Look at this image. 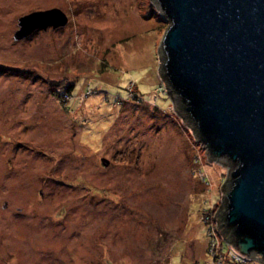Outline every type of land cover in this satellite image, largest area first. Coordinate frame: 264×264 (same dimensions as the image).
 <instances>
[{"label": "rangeland", "instance_id": "rangeland-1", "mask_svg": "<svg viewBox=\"0 0 264 264\" xmlns=\"http://www.w3.org/2000/svg\"><path fill=\"white\" fill-rule=\"evenodd\" d=\"M52 9L66 26L14 40ZM168 27L155 0H0V264H240L235 167L157 90Z\"/></svg>", "mask_w": 264, "mask_h": 264}, {"label": "water", "instance_id": "water-1", "mask_svg": "<svg viewBox=\"0 0 264 264\" xmlns=\"http://www.w3.org/2000/svg\"><path fill=\"white\" fill-rule=\"evenodd\" d=\"M155 1L169 23L160 68L168 93L209 158L235 167L219 230L241 257L264 262V0ZM67 23L59 9L35 12L20 18L14 40Z\"/></svg>", "mask_w": 264, "mask_h": 264}, {"label": "built area", "instance_id": "built-area-1", "mask_svg": "<svg viewBox=\"0 0 264 264\" xmlns=\"http://www.w3.org/2000/svg\"><path fill=\"white\" fill-rule=\"evenodd\" d=\"M162 87H163V86H162ZM159 91H160L161 93H162V91H163V93L165 92V93L171 98V96H170L169 93H168V89L166 88L165 85H164V89H163V88H160ZM220 238H223V236L219 234V235L214 239V241L217 243L218 240H219ZM216 243H214V244L216 245ZM221 246H222V249H223V247L225 246V244H224V245H221ZM227 246L229 247L230 255L232 256L233 259H235V261H236L237 263L242 264V263H247L248 261L252 262V260H254V259H246V258H244V257H241L238 253H236V252L230 247V244H227ZM219 250H220V249H219Z\"/></svg>", "mask_w": 264, "mask_h": 264}, {"label": "trees", "instance_id": "trees-1", "mask_svg": "<svg viewBox=\"0 0 264 264\" xmlns=\"http://www.w3.org/2000/svg\"><path fill=\"white\" fill-rule=\"evenodd\" d=\"M74 89H75V86L74 85H67L65 88H64V90H63V95L65 96V98H71L72 96H73V91H74ZM157 90H159V89H157ZM222 223H223V220H222ZM225 232V231H224ZM225 234H226V236H228L229 235V233H226L225 232ZM225 247V246H224Z\"/></svg>", "mask_w": 264, "mask_h": 264}, {"label": "flooded vegetation", "instance_id": "flooded-vegetation-1", "mask_svg": "<svg viewBox=\"0 0 264 264\" xmlns=\"http://www.w3.org/2000/svg\"><path fill=\"white\" fill-rule=\"evenodd\" d=\"M41 194H42V192H41ZM43 195V194H42Z\"/></svg>", "mask_w": 264, "mask_h": 264}]
</instances>
